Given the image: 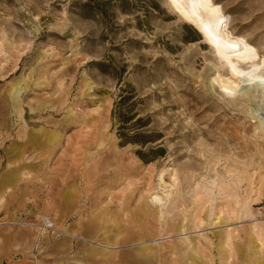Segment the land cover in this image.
<instances>
[{
    "label": "rangeland",
    "instance_id": "1",
    "mask_svg": "<svg viewBox=\"0 0 264 264\" xmlns=\"http://www.w3.org/2000/svg\"><path fill=\"white\" fill-rule=\"evenodd\" d=\"M209 5L261 78L171 0H0V264H264V0Z\"/></svg>",
    "mask_w": 264,
    "mask_h": 264
},
{
    "label": "bare ground",
    "instance_id": "2",
    "mask_svg": "<svg viewBox=\"0 0 264 264\" xmlns=\"http://www.w3.org/2000/svg\"><path fill=\"white\" fill-rule=\"evenodd\" d=\"M171 2L197 28L206 42L214 47L222 58L228 60L233 72L242 77L243 83L246 79L253 81L255 78H261L260 74L255 73V70L241 69L240 63L253 57V49L240 39L224 35L222 17L215 8L210 7L209 0H171ZM234 59L237 62L233 61ZM262 65L264 67V56ZM257 111V109L253 110L254 113Z\"/></svg>",
    "mask_w": 264,
    "mask_h": 264
},
{
    "label": "trees",
    "instance_id": "3",
    "mask_svg": "<svg viewBox=\"0 0 264 264\" xmlns=\"http://www.w3.org/2000/svg\"><path fill=\"white\" fill-rule=\"evenodd\" d=\"M155 6V8H159V5H154ZM190 32L192 33V34H194V35H196L195 37H194V39L193 40H197V38L199 37V32L193 27V26H190ZM130 86V85H129ZM127 98H129V97H127L126 95L125 96H123L122 98H121V100H126ZM132 118L131 117H129V116H126V115H121V120H122V122H124V123H127V122H129L130 120H131ZM136 135H140V133H136Z\"/></svg>",
    "mask_w": 264,
    "mask_h": 264
}]
</instances>
